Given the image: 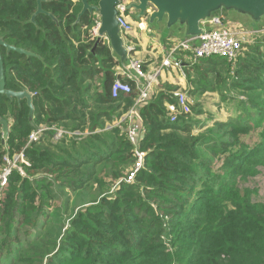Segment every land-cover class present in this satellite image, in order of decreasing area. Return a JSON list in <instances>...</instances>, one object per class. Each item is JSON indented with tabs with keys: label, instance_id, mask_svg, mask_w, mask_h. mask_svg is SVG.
I'll list each match as a JSON object with an SVG mask.
<instances>
[{
	"label": "trees",
	"instance_id": "1",
	"mask_svg": "<svg viewBox=\"0 0 264 264\" xmlns=\"http://www.w3.org/2000/svg\"><path fill=\"white\" fill-rule=\"evenodd\" d=\"M81 7L79 1L45 0L43 11L57 23L38 15L31 24L35 1L0 0V38L39 57L0 48L6 89L33 95L32 123L25 102L0 97V117L9 126L2 144L0 125V171L4 157L22 154L26 162L23 175L12 169L0 192V256L18 228L36 235L24 244L33 247L58 182L64 191L90 185L97 193L59 242L39 239L32 253L9 248L2 252L6 264H264V208L257 211L212 171L218 160L230 175H242L264 156V39L233 63L219 57L181 62L189 95L217 93L236 104V117L215 124L221 133L216 137L191 139L192 123L183 117L170 123L165 104H177V87L165 85L166 91L135 109L145 158L127 183L136 163L127 123L106 126L134 108L138 93L133 80L115 72L120 64L107 44L91 40L96 17L85 14L76 24ZM116 80L132 93L112 98ZM40 126L52 129L49 138L57 128L87 136L55 145L30 142ZM250 126L258 130L253 146L237 137Z\"/></svg>",
	"mask_w": 264,
	"mask_h": 264
},
{
	"label": "water",
	"instance_id": "2",
	"mask_svg": "<svg viewBox=\"0 0 264 264\" xmlns=\"http://www.w3.org/2000/svg\"><path fill=\"white\" fill-rule=\"evenodd\" d=\"M36 3V11L29 23L33 24L38 15H45L55 23L56 19L42 9L45 0H33ZM81 4V10L77 16L76 24L85 14L95 16L100 26L97 31L96 44L106 42L112 54L117 58L121 70L133 80L138 79L135 75L130 61L133 49L127 48L124 37L121 34L117 21V7L122 0H77ZM127 6L128 12H134V21L145 20L149 31L155 29L161 35L168 36L170 33L180 35L181 40H193L190 44H197L196 38L203 35L217 20L226 17H236L248 24L252 30H256L264 24V0H130ZM0 48L5 49L6 54L16 53L26 58L39 59L35 54L21 48L9 45L0 38ZM139 80V79H138ZM0 97L18 104L25 102L28 112V121L31 122L33 115V95L27 90L12 91L6 89L5 71L0 53ZM3 141L8 137V122L0 117Z\"/></svg>",
	"mask_w": 264,
	"mask_h": 264
},
{
	"label": "rangeland",
	"instance_id": "3",
	"mask_svg": "<svg viewBox=\"0 0 264 264\" xmlns=\"http://www.w3.org/2000/svg\"><path fill=\"white\" fill-rule=\"evenodd\" d=\"M244 24L242 25L243 27L249 28L248 24L246 23ZM158 30L160 33L162 30L161 25H159ZM123 37L125 38V36ZM165 38L166 36L163 35V39ZM250 43H254V42H250ZM247 47H249V45L243 48L241 55L247 52L248 49ZM148 51L155 53V50L152 49H149ZM131 60L140 63L144 68L143 64L145 61L143 59L130 58V61ZM159 60H160L159 58H155V62H159ZM123 77L133 80L130 76L128 77V75L125 73L123 74ZM116 81L121 82L120 80H116ZM133 81L135 82L136 90L141 87L142 84L141 80L135 79ZM188 90L189 88H187L184 91H180L179 93L182 97L187 99V103H188L186 105L187 110H185L182 113H178L177 115L178 117H183L184 119H187L192 123L191 125L193 126V129L191 131V134L188 135V137H190L191 139H194L195 137L198 136H209V135L216 137L217 136L216 134H221V133H218L215 124L217 122L227 121L228 118H234L237 116V114L233 113L234 105H236L235 102H231V101L222 102L219 99L217 93H211V92H205V93H201L200 95L191 96L189 95ZM234 96L237 97V95ZM135 112L136 111H133L132 114L127 112L126 114L122 115L119 119L120 122L118 123V125L122 126L123 123L124 124L128 123L127 118L129 117L135 120L134 118ZM252 117L256 119L254 116ZM32 121H33V115L31 122ZM9 123H12V121H9ZM42 127L43 128L40 130L44 129L45 132L41 134L38 140L43 141L44 144L47 143L51 145L58 144L57 136H52L51 138L48 137L47 133L52 129L46 128L45 126ZM250 127L251 128L249 129V131H247V133L238 134L237 137L245 145L253 146L254 143L258 141V137H257L258 130L252 131V126ZM56 131L58 135V128ZM76 136H77L76 138H82L83 136H87V135H85V133H79ZM66 137L69 139L71 136H66ZM24 162H25L24 159L17 157L13 162L10 161V164L8 166L12 165L19 168ZM221 164L222 162L218 160H214V167L212 171L213 173L218 174L221 177V179H218L217 182L223 180L222 177H226L229 182L228 189H230V191L237 192L239 195L244 194L245 201H251V203L255 204L254 206L256 207L258 206V208H256L257 211L261 207L264 208V156L258 158L257 163H253L252 165H250L248 167V170L243 172L242 175H240L241 172L238 173L237 175H233V176L230 175V171L228 169L221 168ZM6 166L7 165L4 166V169L6 168ZM2 170L0 171L1 172L0 175L3 173ZM91 190L92 188H90V185L89 186L86 185L85 189L82 188L76 191H72V190L68 191L67 189L66 191H64L60 189V187L58 186V182L54 184L52 189L54 196L50 203L51 206L46 209L47 217L44 218L40 229L37 230L39 234V238L36 240L35 244L33 243V247L26 248L24 244H26L30 240L33 241L36 235H32V234L31 236L26 235V233H28L27 228L16 229L15 237L10 242H8V244L4 246L5 249L1 251L0 259L4 261L0 262V264H6L5 262L6 258L5 256L2 255V252L6 251L7 253V250L9 248L15 247L13 250L14 251L16 250V253H20L22 251H28L32 253L36 251L38 247L37 244L39 243V239L56 240L57 242H59L64 235L65 229L69 226V221L73 218V216L77 213V211L84 208L85 206H88L91 200L90 196L95 195V193H97V190L95 189L92 191ZM4 239L5 238L0 230V249H2Z\"/></svg>",
	"mask_w": 264,
	"mask_h": 264
},
{
	"label": "built area",
	"instance_id": "4",
	"mask_svg": "<svg viewBox=\"0 0 264 264\" xmlns=\"http://www.w3.org/2000/svg\"><path fill=\"white\" fill-rule=\"evenodd\" d=\"M130 0H122L120 5L117 7L118 15H117V21L119 23V28L121 31V34L123 36L128 35L132 32L134 25L132 22L128 20V12L127 6L130 4ZM100 26L99 20L96 19L94 26L92 27L90 31L91 40L97 38V31ZM264 39V24L261 27H258L256 30H252L250 28H245L243 26H234L230 25L226 22L225 18H221L217 20L214 24L210 26L209 29L206 30V32L196 38L197 44L195 46H191V42L193 40H180L172 49L170 54L162 59L161 66L164 69H182V64L179 61H172V55L175 52H182L185 53L194 59H211L214 57H219L222 59H225L229 63L235 62L238 57L241 55V52L243 51V48L245 45H251L256 40ZM253 40V41H252ZM131 67L135 73V75L138 77L139 80H143V83L141 84V87L137 89V98L135 100V106L134 108L130 109L128 112L133 113L135 109L143 105L148 101L149 93L152 91V88L156 82V74L147 75L143 69L142 65L140 63L134 62L131 60ZM132 93V89L129 85L115 81L113 84V87L111 88V96L112 98H117L119 94H123L124 96L130 95ZM180 92H176L173 94V96L176 98L177 104L174 105H168L166 104V109L168 113V118L171 124L175 123L178 117V113H182L185 110H187L186 105L187 99L182 97ZM135 118V116H134ZM127 129H126V138L129 141V143L134 148V155L136 157V163L134 165L132 173L127 178L126 182L129 183L132 181L134 175L138 173L139 170L142 169L145 153L139 150V146L141 143L142 136L144 134L143 128L138 124L136 120L130 117L127 118ZM120 121H117V123L114 126H106V129H111L112 127H117L118 123ZM43 127L40 126L36 129L34 133L30 136L29 141L30 142H36L41 134L44 131L40 130ZM79 132H67L63 129H58V135L57 131H55V136L58 137V141L63 139L66 136H76ZM36 136V137H35ZM56 137V138H57ZM20 157L22 159L23 155H16L13 156V158L10 160L7 157L3 158V161L5 163L6 168L2 170V174L0 175V192L3 190V188L6 185L7 178L11 172L12 169H17L21 175H23L21 171V166L19 168L15 166H8L10 164V161H14L15 158ZM24 162L23 164H25Z\"/></svg>",
	"mask_w": 264,
	"mask_h": 264
},
{
	"label": "crops",
	"instance_id": "5",
	"mask_svg": "<svg viewBox=\"0 0 264 264\" xmlns=\"http://www.w3.org/2000/svg\"><path fill=\"white\" fill-rule=\"evenodd\" d=\"M133 15L134 12L128 13V20L132 22L134 28L131 33L125 36L124 43L127 48L133 49L129 58L143 59L145 61L143 64L145 73L147 75H151L153 73L156 74V82L152 91L149 93L148 100H153L159 92L166 91L164 88L165 85H168L169 87H177V92L186 90L188 86L183 67L182 69L170 70L164 69L161 66L162 59L170 54L173 47L182 39L181 36L170 33L165 39H163L161 33L155 29H151L149 31L145 20H141L139 22L135 21V23L132 18ZM225 20L228 24L234 26H242L246 23L236 17H226ZM207 28L209 29L210 26H207ZM149 49L155 50L156 54L149 52ZM171 57L172 61H180L183 63H190L192 59L191 56L182 52H178L176 54L174 53ZM155 58H159V62H155ZM115 72L118 75L124 74L120 67L115 68ZM141 83H143V80Z\"/></svg>",
	"mask_w": 264,
	"mask_h": 264
}]
</instances>
